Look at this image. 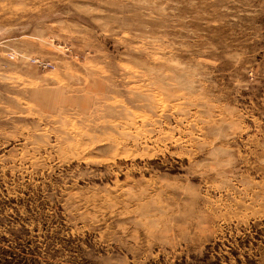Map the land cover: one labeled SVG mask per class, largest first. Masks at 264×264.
Masks as SVG:
<instances>
[{
	"label": "clouds",
	"instance_id": "clouds-1",
	"mask_svg": "<svg viewBox=\"0 0 264 264\" xmlns=\"http://www.w3.org/2000/svg\"><path fill=\"white\" fill-rule=\"evenodd\" d=\"M4 185L42 188L29 264H166L264 219V0H0Z\"/></svg>",
	"mask_w": 264,
	"mask_h": 264
},
{
	"label": "rangeland",
	"instance_id": "rangeland-1",
	"mask_svg": "<svg viewBox=\"0 0 264 264\" xmlns=\"http://www.w3.org/2000/svg\"><path fill=\"white\" fill-rule=\"evenodd\" d=\"M35 179L38 186L42 184V175ZM41 192L40 187L15 191H10L8 185L0 187V220L4 221L0 224V264H29L33 241L49 223L41 218V213L47 211L40 207ZM253 248L264 251V219L253 218L239 228L234 224L231 230L218 232L195 248L182 246L167 258L166 264H249Z\"/></svg>",
	"mask_w": 264,
	"mask_h": 264
}]
</instances>
